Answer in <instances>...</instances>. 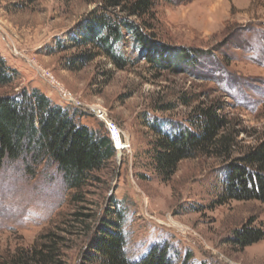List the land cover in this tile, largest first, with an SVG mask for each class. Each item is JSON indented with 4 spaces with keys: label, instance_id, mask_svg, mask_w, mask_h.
<instances>
[{
    "label": "rangeland",
    "instance_id": "1",
    "mask_svg": "<svg viewBox=\"0 0 264 264\" xmlns=\"http://www.w3.org/2000/svg\"><path fill=\"white\" fill-rule=\"evenodd\" d=\"M153 4L146 21L157 42L171 51L196 50V60L182 63L173 52L177 69L152 66L134 51L129 37L119 50L127 64L118 68L106 56H95L90 45L73 42L97 1L0 0V56L18 74L0 93L36 89L65 105L45 80L50 75L85 106L104 109L128 144L115 149L78 190L67 189L52 164L28 173L22 161L3 162L0 262L55 232L64 238L59 247L65 264H93L81 260L86 243L102 218L118 214L113 221L131 262L161 245L174 264H264V202H218L226 157L216 153L184 159L162 179L151 161L156 135L150 127L154 120L191 126L198 106L218 103L226 133L233 130L235 136L230 159L264 142V0ZM79 55L94 56L81 62ZM80 111V122L100 126L89 109ZM244 225L263 236L241 248L233 231Z\"/></svg>",
    "mask_w": 264,
    "mask_h": 264
},
{
    "label": "trees",
    "instance_id": "2",
    "mask_svg": "<svg viewBox=\"0 0 264 264\" xmlns=\"http://www.w3.org/2000/svg\"><path fill=\"white\" fill-rule=\"evenodd\" d=\"M93 1H97L98 6L81 22L73 42L78 46L90 45L96 49L95 56H106L118 68L127 64V58L119 50L129 37L134 51L158 68L177 69L178 64L172 61L175 55L177 60L187 64L199 55L189 48L171 51L157 42L153 26L146 21L153 9V0ZM93 56L79 55L77 59L86 62ZM17 77V72L0 56V88L9 87ZM217 105L198 106L195 119L190 120L192 127L154 120L150 124L156 135L151 160L153 169L167 180L184 159L199 153L220 154L226 157V172L218 202H264V142L230 159L235 136L233 130L228 129L226 133L228 122L218 112ZM80 109L55 103L36 89L0 93V167L5 161H22L30 173L42 163L52 164L67 189L82 188L88 177L104 167L116 151L104 123L99 121L100 126L94 128L80 122L84 115ZM80 213L75 212V216H82ZM114 217L118 214L110 220L101 219L99 229L81 254L83 263L174 264L166 247L161 245L152 246L144 257L131 262L125 254V239ZM233 234L234 244L241 248L263 236L261 230L245 225ZM38 241L39 245L17 250L0 264H65L59 247L63 237L50 232Z\"/></svg>",
    "mask_w": 264,
    "mask_h": 264
},
{
    "label": "built area",
    "instance_id": "3",
    "mask_svg": "<svg viewBox=\"0 0 264 264\" xmlns=\"http://www.w3.org/2000/svg\"><path fill=\"white\" fill-rule=\"evenodd\" d=\"M38 73H40L38 71ZM43 76V73H41ZM45 80L49 83V85L56 90L59 95V98L65 105H70L78 108L85 107L90 110L94 114L96 118L104 123V126L108 132L109 138L116 150H125L128 148V144L126 143V139L123 137V133L121 129L111 120L106 111L102 109L100 106H88L77 97H75L71 92L64 89L61 85L57 84L56 81L50 76H44ZM117 141H120L122 144H117Z\"/></svg>",
    "mask_w": 264,
    "mask_h": 264
},
{
    "label": "bare ground",
    "instance_id": "4",
    "mask_svg": "<svg viewBox=\"0 0 264 264\" xmlns=\"http://www.w3.org/2000/svg\"><path fill=\"white\" fill-rule=\"evenodd\" d=\"M120 143V141H117V144H119ZM120 145V144H119Z\"/></svg>",
    "mask_w": 264,
    "mask_h": 264
}]
</instances>
